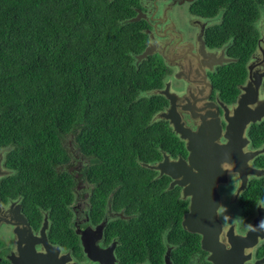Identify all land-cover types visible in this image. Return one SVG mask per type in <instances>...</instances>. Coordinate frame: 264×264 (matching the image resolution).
I'll list each match as a JSON object with an SVG mask.
<instances>
[{"label":"flooded vegetation","instance_id":"af4514ba","mask_svg":"<svg viewBox=\"0 0 264 264\" xmlns=\"http://www.w3.org/2000/svg\"><path fill=\"white\" fill-rule=\"evenodd\" d=\"M130 1L135 11L131 18L141 14L138 21L147 36L146 47L151 45V56L162 61L164 76L158 89L175 94L173 104L163 95L167 102L160 111H174L179 121L194 131L198 125L208 123L213 112L210 129L213 122L220 128L218 132L212 130L217 136L215 142L236 149L230 151L234 155L218 154L202 163L190 162L187 142L169 120L158 119L151 123L157 122L153 126L163 129L153 130L160 140L152 143L161 157L152 162L136 158L150 171L144 179L118 178L101 159L93 162L73 133L65 134L62 142L68 159L57 163L56 170L72 177V199L65 207L61 227L64 236L59 240L54 238L51 208L41 205L39 214L32 213L25 209L21 194L3 195L2 181L15 175L16 170L7 164L9 148L2 147L0 151L5 149V153L0 152V158L4 156L0 174L9 170L12 173L0 177V262L264 264V118L251 120L259 103L264 102V21L259 22L261 34L245 63V76L236 82L220 75L225 68L220 62L226 58L241 68L239 58L229 54L231 39L219 45L212 43L208 32L217 20L193 10L197 11L198 0ZM227 131L232 143L226 137ZM165 134L170 136L168 143L163 139ZM255 152L261 153L250 160ZM164 154L171 160L180 158L189 163L190 179L159 174V170L145 165L162 162ZM198 167L218 177L210 191L220 197V231L205 245L203 234L194 230L197 218L204 214L190 217L191 221L185 218L193 197L207 191L202 184L198 187ZM208 202L209 196L204 197L205 206ZM156 206L161 210L152 209ZM18 214L23 216L22 222L25 216L23 224L29 226L25 239L29 233L38 238L29 247L17 242L18 225H23ZM45 219L50 249L41 235ZM184 220L189 229L184 227Z\"/></svg>","mask_w":264,"mask_h":264},{"label":"trees","instance_id":"16d2710c","mask_svg":"<svg viewBox=\"0 0 264 264\" xmlns=\"http://www.w3.org/2000/svg\"><path fill=\"white\" fill-rule=\"evenodd\" d=\"M195 6L217 20L212 43L231 39L229 54L239 58L241 68L231 63L220 74L241 81L261 34L264 0ZM134 15L130 0H0V148H9L7 164L16 170L2 192L21 194L32 213L51 208L59 240L72 199V177L56 170L68 159L65 134L118 178L144 179L150 171L136 158L161 157L152 143L161 128L151 122L167 99L147 92L162 87L163 65L156 56L137 62L147 36L141 21L128 20Z\"/></svg>","mask_w":264,"mask_h":264},{"label":"water","instance_id":"95a60500","mask_svg":"<svg viewBox=\"0 0 264 264\" xmlns=\"http://www.w3.org/2000/svg\"><path fill=\"white\" fill-rule=\"evenodd\" d=\"M140 15L141 14H138L137 16L133 17L131 21H138L141 18ZM151 54H153V50L151 48V45H148L143 52L136 55L137 62L149 58ZM221 55H223V51L221 52ZM231 60L232 59L230 58H226L220 63L224 64L227 62H231ZM248 68H251V66H248ZM257 82L260 84L262 82V77ZM147 93L148 94L157 93L160 95H164L169 100V102L171 101L172 104L175 99V94L169 92L168 89H155ZM209 115H210L209 122L204 123V125L202 126L201 124L198 125L197 127L198 129H196L195 131L193 130V128L185 126L183 122H180L178 116L175 114L174 111L171 112H169L168 110L159 111L153 116V120L155 121L158 119H165V120H169L172 124H174L175 130L178 133H180L181 138H183L187 142V150L189 151L190 162L202 163L204 161L209 160V157H213L214 155H218V154H221L220 156H224L226 154L234 155V153L230 151L236 150L234 148L229 147L227 143L219 145L215 142L217 136L212 133V130L217 129L218 132L220 128L217 126V123L213 122L210 129L211 118L214 116V113L212 112ZM255 117L258 120H261L264 117V102L259 103V110ZM239 120L241 121L240 116H239ZM226 137L228 138L230 143H232L231 142L232 138L229 135L228 131L226 133ZM259 153L261 152L253 153L252 156L250 157V160L253 159L255 155ZM145 165H147L152 169L159 170V174L168 173L174 178H177L181 175L182 179H190V174H191L190 164L184 162L180 158H177L176 160H171L168 154H164L163 161L156 165H151V164H145ZM211 172L212 171L209 169H205L202 167L197 168V178L199 179L198 187L199 185L202 184L203 187L207 188V191L204 192L203 190L201 193H198L197 196L193 197L192 203L190 205V212L185 216V218L191 221L190 217H194L198 213L204 214L203 216L197 218L196 228L195 229L193 228L194 230L199 231L203 234L202 241L204 245L207 242L208 238H210L211 236H216L220 231V223L217 218V208L220 205V197L218 193L215 192L212 195L214 191L213 192L210 191L213 183H215L218 177L212 175ZM206 196H209V202L207 206H205L204 203V197ZM18 215L20 217V223L23 224L24 220L26 221L25 216L22 222L23 216H21L20 214ZM200 220H204V222H201ZM183 223H184V227L189 229L188 226L186 225V220H184ZM28 228L29 226L26 224L18 225L17 242L22 247H29L31 244H33V242H36L38 239L32 237L31 233H29V236L25 239L24 235L27 233V231H29Z\"/></svg>","mask_w":264,"mask_h":264},{"label":"bare ground","instance_id":"6f19581e","mask_svg":"<svg viewBox=\"0 0 264 264\" xmlns=\"http://www.w3.org/2000/svg\"><path fill=\"white\" fill-rule=\"evenodd\" d=\"M131 19L132 18H130V19H128L129 21H131ZM131 22H134V21H131ZM156 121V120H155ZM172 124V123H171ZM173 126H174V124H172ZM0 152H3V154L5 153V149H2ZM3 154H2V156H1V158H0V163H2L3 162V159H4V156H3ZM1 166H0V173H1ZM9 170V169H8ZM7 170V171H8ZM10 173H12V171L11 170H9L8 171V173H5V175H9ZM4 174H0V177H2ZM4 175V176H5ZM22 212V211H21ZM47 229H48V224H47V222H46V219H45V222H44V225L42 226V228H41V235L43 236V237H45V242L49 245L48 246V249H50L49 247H51L50 246V242H49V240H48V237H47Z\"/></svg>","mask_w":264,"mask_h":264},{"label":"clouds","instance_id":"9594fccd","mask_svg":"<svg viewBox=\"0 0 264 264\" xmlns=\"http://www.w3.org/2000/svg\"><path fill=\"white\" fill-rule=\"evenodd\" d=\"M225 43V42H224ZM231 62H227V63H224V64H222V65H224V66H227V65H229ZM221 76H225V78H227V79H230L227 75H225V74H220ZM231 80V79H230ZM218 81H220V79H218ZM262 83V82H261ZM225 87H229V86H225ZM255 118V119H254ZM264 118V117H263ZM262 118V119H263ZM153 119V118H152ZM261 119V120H262ZM251 120L253 121V122H256V121H258V119H256V117L254 116L253 118H251ZM216 123V122H215Z\"/></svg>","mask_w":264,"mask_h":264},{"label":"rangeland","instance_id":"374dc122","mask_svg":"<svg viewBox=\"0 0 264 264\" xmlns=\"http://www.w3.org/2000/svg\"><path fill=\"white\" fill-rule=\"evenodd\" d=\"M74 142V141H73Z\"/></svg>","mask_w":264,"mask_h":264}]
</instances>
